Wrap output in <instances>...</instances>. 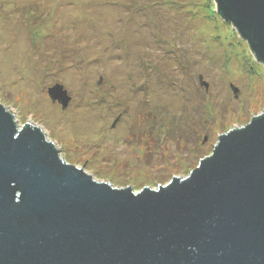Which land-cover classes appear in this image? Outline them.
Masks as SVG:
<instances>
[{"label":"rangeland","instance_id":"rangeland-1","mask_svg":"<svg viewBox=\"0 0 264 264\" xmlns=\"http://www.w3.org/2000/svg\"><path fill=\"white\" fill-rule=\"evenodd\" d=\"M0 104L96 181L157 189L264 111V66L213 0H0Z\"/></svg>","mask_w":264,"mask_h":264},{"label":"water","instance_id":"water-1","mask_svg":"<svg viewBox=\"0 0 264 264\" xmlns=\"http://www.w3.org/2000/svg\"><path fill=\"white\" fill-rule=\"evenodd\" d=\"M213 1L264 66V0ZM243 126L187 177L135 192L67 163L0 104V264H264V111Z\"/></svg>","mask_w":264,"mask_h":264},{"label":"trees","instance_id":"trees-1","mask_svg":"<svg viewBox=\"0 0 264 264\" xmlns=\"http://www.w3.org/2000/svg\"><path fill=\"white\" fill-rule=\"evenodd\" d=\"M199 153V152H198ZM195 155H197V154H195Z\"/></svg>","mask_w":264,"mask_h":264}]
</instances>
